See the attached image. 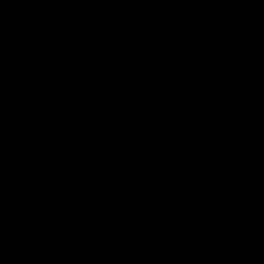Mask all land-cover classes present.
<instances>
[{
    "label": "water",
    "instance_id": "1",
    "mask_svg": "<svg viewBox=\"0 0 264 264\" xmlns=\"http://www.w3.org/2000/svg\"><path fill=\"white\" fill-rule=\"evenodd\" d=\"M0 264H264V0H0Z\"/></svg>",
    "mask_w": 264,
    "mask_h": 264
}]
</instances>
